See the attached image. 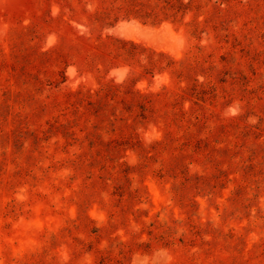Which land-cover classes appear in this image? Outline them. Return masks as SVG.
<instances>
[{
  "label": "rangeland",
  "instance_id": "obj_1",
  "mask_svg": "<svg viewBox=\"0 0 264 264\" xmlns=\"http://www.w3.org/2000/svg\"><path fill=\"white\" fill-rule=\"evenodd\" d=\"M0 264H264V0H0Z\"/></svg>",
  "mask_w": 264,
  "mask_h": 264
}]
</instances>
